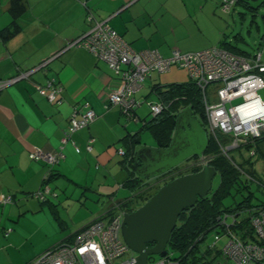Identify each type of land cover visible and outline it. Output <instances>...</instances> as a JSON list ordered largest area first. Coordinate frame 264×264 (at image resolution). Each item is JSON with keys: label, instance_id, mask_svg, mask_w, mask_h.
<instances>
[{"label": "crops", "instance_id": "0c3cea01", "mask_svg": "<svg viewBox=\"0 0 264 264\" xmlns=\"http://www.w3.org/2000/svg\"><path fill=\"white\" fill-rule=\"evenodd\" d=\"M23 2L25 8L19 13L17 11L21 8H18L17 13H13L12 0H0V81L39 68L29 77L0 90V239L3 238L0 241V264H15L14 258L2 257L1 251L15 249L18 237L23 239L16 230L17 223L31 210H47L44 205L38 209L40 204L47 202L45 204L53 213L58 214L61 226L69 227L62 213L67 211L65 213L70 217L75 204L84 203H74L69 197L53 202L59 198L58 194L57 197L52 195L53 192L61 190L60 186L65 188L66 182L82 186L87 192L95 190L89 186L90 183L93 186L92 181H99L96 193L103 187L106 192L111 190L108 196L115 199L116 204L138 190H130L124 183L136 177L132 166L134 154L145 145L130 142L131 137L139 132L131 122L134 119L124 116L119 106L108 105L109 95L122 85L120 76L86 47L69 46L89 32L91 23L87 15L91 12L96 19L108 21L135 50L153 49L170 57L177 49L195 52L180 49L181 37L185 39L196 32L209 34L218 28L214 10L220 8L221 0ZM260 52L263 54V49ZM176 69L167 72L162 80L152 76L146 92H143V86L135 94L138 107L141 96L155 97L152 99L155 103L161 101L155 87L179 83L175 82L179 75ZM51 79L62 87L57 102L49 101L38 90ZM86 104L95 112L96 119L88 127L75 132L72 142L63 144L71 119L81 117ZM138 107L135 111L137 118ZM75 147L80 151L77 152ZM36 149L59 153L63 157L55 165L34 161L30 154ZM114 165H117L115 169ZM52 184H59L51 189L53 197L45 201L36 198L38 203L35 199L30 200V195L33 197L44 186L51 188ZM124 190L128 194L119 197ZM8 196L12 201L4 203L3 199ZM103 213L81 223L82 228ZM80 229L61 237V241L41 252L64 240L72 241Z\"/></svg>", "mask_w": 264, "mask_h": 264}, {"label": "built area", "instance_id": "2783aa9c", "mask_svg": "<svg viewBox=\"0 0 264 264\" xmlns=\"http://www.w3.org/2000/svg\"><path fill=\"white\" fill-rule=\"evenodd\" d=\"M234 3L236 0H224V9L229 10ZM94 18L91 13L88 14L91 29L69 46L86 47L120 76L122 85L109 95L108 105L119 106L124 116L140 121L135 115L138 107L135 94L143 87L148 76L169 72L173 66L178 65L188 70L190 77L206 95L208 132L217 138L222 154L233 161L231 150L249 145L254 148V145L257 147L259 139H264V98L260 93L264 91V63L260 62V54L255 61H248L219 48L198 52L174 50L170 57H164L158 50L153 49L136 51L108 21ZM38 69L0 81V90L29 77ZM209 87L213 88V98L217 100L215 102L209 98ZM38 90L49 101L57 102L62 87L51 79L46 85L39 86ZM150 105L153 117L162 113L167 106L163 101L151 102ZM84 107L81 117L73 116L71 119L69 129L62 140L63 144L72 142L75 132L88 127L96 119L95 112L88 104ZM220 135L226 136L227 140H223ZM76 151H80L78 147ZM121 153L125 154L124 151ZM256 154V149L251 151V156ZM62 157V154L40 149L30 154L32 160L44 161L50 165L57 164ZM207 162L209 159L206 156L199 158L203 167L208 165ZM246 177L255 180L249 174H246ZM51 194V188L44 186L33 197L45 200ZM11 201V196L3 199L4 203ZM243 211L227 212L219 219L222 233H216V241L212 246L217 247L222 238L227 239L225 247L220 250L223 262L219 264H264V207H250L247 210L252 211L249 225L253 228V236L245 228L236 230L245 217ZM125 213L127 211L121 209L109 218V213L97 218L80 229L72 241L58 243L30 264H137L138 255L126 244L122 236ZM171 255L168 251L156 264H181L180 260H173ZM214 259L216 261L217 258Z\"/></svg>", "mask_w": 264, "mask_h": 264}, {"label": "rangeland", "instance_id": "374dc122", "mask_svg": "<svg viewBox=\"0 0 264 264\" xmlns=\"http://www.w3.org/2000/svg\"><path fill=\"white\" fill-rule=\"evenodd\" d=\"M251 5L256 7V9H251L246 7L245 5L238 4L235 6L230 12H224L222 8L215 7L214 10V19L216 20V24L218 25L217 29H214L211 33H204V32H196L193 36H188L184 39L181 37L182 44L180 49L186 51H198L203 50L206 48H210L213 46L218 45L220 39V34H226L228 41H233L235 45H237L240 49L250 53L251 55L257 54L261 49H263V61H264V0H250ZM259 8V9H258ZM239 35L238 40L235 41V36ZM212 41H215L212 43ZM177 68L176 70L179 71V75L177 76V81L179 83H186L189 81V75L186 69L179 68L178 66H173L171 69ZM169 73V72H168ZM167 73L158 74L153 73L148 76L147 80L144 82L143 92H146V88L150 85L151 77L159 78V80L165 79ZM162 77V78H161ZM213 88L209 87L207 93L209 98L212 102L217 101L213 98L212 93ZM142 92V93H143ZM262 97L264 98V91L260 92ZM144 94V93H143ZM155 97L143 98L140 97L139 103L140 106L138 107V117L140 121L137 123L131 121L134 125L137 126L135 128L137 131H141V143L146 146H153L157 147V140L154 137L153 133L148 129H143V120H151L153 117L151 112V102L152 99L154 100ZM143 129V130H142ZM254 148H247L243 146L242 148L233 149L230 151L231 157L233 160L238 164L242 163L246 169L252 167L255 170V175L257 176L262 184L263 187L261 188L264 190V158L258 153L256 156L251 157V151L256 148V145L253 146ZM261 149L264 151V141L261 144ZM194 163V158H191L188 161H185L183 164L180 165L179 170H183L186 166L191 165ZM117 165L113 166V169L116 168ZM155 179L146 180L139 178L141 185H157L161 183V181H157ZM220 182V175L217 174L213 180V189H216ZM93 186L91 183L89 184L92 189L95 190H85L84 187L74 185L71 183L66 182L65 188L61 187V190L58 189L56 193L59 195V198L53 200L54 203H57L59 200L63 201L66 197H69L74 200L75 202L84 203L83 205L76 203L73 207L72 211L70 212V217L64 211L62 214L63 218L67 221L69 227L63 228L58 221L57 213H53V211L49 208V205L40 204L38 209L44 205L47 210H40L34 212L33 210L27 212L21 217V220L17 223V231L21 234L23 239L18 237V240L15 241V249H2L1 254L2 257L7 258H14L15 264H30L33 262L38 256L42 255L45 249L50 247L51 245L56 244L61 237L72 234L76 232L78 229L82 228V224L84 221H88L96 217L102 212L101 216L108 214L109 217L118 213L122 208L116 205L115 199L109 197V193L111 190H107L106 192L105 187H103L102 191L96 193L97 187H99V181H92ZM58 185V186H57ZM52 184L51 189L54 187H59V184ZM110 185V184H109ZM164 185V184H163ZM49 186V185H48ZM259 185H253L250 187V190H244L243 192L232 191L230 195L226 197L224 200L225 207L237 205L244 197L248 196L251 192L255 191L256 194L254 199L252 200L255 203L258 200L264 201V193L261 190H258ZM50 187V186H49ZM254 193V192H253ZM100 194V195H99ZM127 191L124 190L121 192L119 197H124L127 195ZM84 195V196H83ZM25 196V195H23ZM254 196V195H253ZM260 198H259V197ZM19 197H22V193L19 194ZM53 196H49L51 198ZM131 197V196H130ZM26 198V197H25ZM30 200L32 201L35 197H31ZM40 201V200H39ZM59 201V202H60ZM38 203V202H37ZM146 203V200L142 198L137 200L136 197L132 199L130 205L133 208H140L143 204ZM79 206V207H76ZM135 209V210H136ZM61 212H59L60 214ZM69 213V211H68ZM75 221L74 224L72 222ZM215 231L210 233L206 241L202 244L203 249L212 246L216 239H215ZM3 238L0 239L2 241ZM227 243V239L222 238L218 243L217 247L218 250H214L213 255L209 256L211 259L217 256L215 264H219L223 262V254L220 252ZM168 251L174 252V249L169 245ZM1 250V248H0ZM137 255V254H136ZM160 255H151L149 257L148 263L149 264H156L161 260ZM4 264H11V263H4Z\"/></svg>", "mask_w": 264, "mask_h": 264}, {"label": "trees", "instance_id": "16d2710c", "mask_svg": "<svg viewBox=\"0 0 264 264\" xmlns=\"http://www.w3.org/2000/svg\"><path fill=\"white\" fill-rule=\"evenodd\" d=\"M24 2L23 0H12V12L15 13L18 8H21L17 11L18 13L23 10L25 8ZM238 4L245 5L246 7H249L251 9H256V7L251 5L250 0H236V3H234L229 10L224 9V0H221L220 7L224 12H230ZM91 14L93 15V13ZM91 27L92 24L90 26V29ZM238 38L239 35L235 36V41L238 40ZM211 48L226 50L235 55L244 57L248 61H255L260 54V62L264 63L262 61L263 54L260 51L255 55H251L250 53H247L246 51L240 49L233 43V41H228L226 34L223 35L218 45L204 50H208ZM178 67L182 68L180 66ZM188 75L189 81L186 83H174L167 86L159 84L155 87L156 94L161 101L166 103L167 106L158 116L152 117L151 120L145 119L142 127L143 129H148L153 133L158 142L157 147L166 148L170 145L173 133L176 128L177 115L185 109H191L194 113V116H196L208 130L207 115L205 110L206 95L202 88L198 86L197 82L190 77L189 72ZM209 136L210 144L208 149L204 152V156L209 159V162H207L208 165L213 166L216 169L217 174L220 175V182L218 187L212 190L206 198L199 199L195 206L185 210L178 220L177 226L172 233L169 245L174 249V252H171L172 255L170 257L173 260H180L181 264H213L215 259L214 257L211 259V257L209 256L213 255L214 250L218 251V247L209 246L208 248L203 249L202 244L206 241L209 234L213 233V231H215V233H222V228L219 227V219L222 218L227 212H237L240 210H244L243 216L245 217H243V222L238 228H236V230H243L245 228L249 231L251 236H253V228L249 225V217L252 211L248 212L247 210L250 207H264V201L258 200L255 203L252 202L254 197H256L255 191H253L254 193L251 192L248 196L244 197L237 205L225 207L224 200L228 195L231 194L232 191H249L250 187H252L253 185H259L257 186L259 187L258 190H261L264 193V190L261 189L263 187V184L258 178H256L257 176L255 175V170L252 167L246 169V167L243 166L242 163L237 164L235 162L237 165L234 164V160L232 161L231 158L221 153L220 145L216 141L217 138L210 133ZM222 139L227 140V137L222 135ZM263 141L264 139H259L257 141V147L255 149L257 150V154L260 153L264 158V151L261 149V144ZM130 142H132V144L141 143V131L133 135ZM247 148H250V145L247 146ZM199 158L200 157L197 156L194 157L195 163L186 166L183 170H179L180 166H178L177 168L167 173L166 175H168V178L165 179V181H163L162 183L165 184L179 176L200 171L203 166L199 163ZM133 173L136 177L134 179H128L127 182L124 183V185L130 190L134 188H137L138 190L135 191V193L132 194L131 197H127L116 204L120 206L122 210L127 212H132L136 209L130 205V202L132 201V199H134V197H136L137 200L142 198L143 200L147 201L163 185L162 183H158L157 185L150 184L143 186L141 185L140 180L138 181V179L141 177H139L135 173V171H133ZM246 174L253 176L255 180H249L246 177ZM52 195L57 197V193L55 191ZM48 198L49 196L45 200H47ZM215 257L217 258V256Z\"/></svg>", "mask_w": 264, "mask_h": 264}, {"label": "water", "instance_id": "95a60500", "mask_svg": "<svg viewBox=\"0 0 264 264\" xmlns=\"http://www.w3.org/2000/svg\"><path fill=\"white\" fill-rule=\"evenodd\" d=\"M209 144L207 128L191 109H185L177 115L170 145L140 147L134 154L133 170L142 179L159 178L193 157H203ZM216 174L213 166L205 165L198 172L179 176L162 185L140 208L125 213L122 236L138 255L137 264H148L151 255H167L181 214L209 195Z\"/></svg>", "mask_w": 264, "mask_h": 264}, {"label": "flooded vegetation", "instance_id": "af4514ba", "mask_svg": "<svg viewBox=\"0 0 264 264\" xmlns=\"http://www.w3.org/2000/svg\"><path fill=\"white\" fill-rule=\"evenodd\" d=\"M168 178V175H165V176H161V177H159V178H157L156 180L157 181H161V183L163 182V181H165V179H167ZM167 181V180H166ZM163 184V183H162Z\"/></svg>", "mask_w": 264, "mask_h": 264}, {"label": "bare ground", "instance_id": "6f19581e", "mask_svg": "<svg viewBox=\"0 0 264 264\" xmlns=\"http://www.w3.org/2000/svg\"><path fill=\"white\" fill-rule=\"evenodd\" d=\"M194 158V157H193Z\"/></svg>", "mask_w": 264, "mask_h": 264}, {"label": "clouds", "instance_id": "9594fccd", "mask_svg": "<svg viewBox=\"0 0 264 264\" xmlns=\"http://www.w3.org/2000/svg\"><path fill=\"white\" fill-rule=\"evenodd\" d=\"M168 250V249H167Z\"/></svg>", "mask_w": 264, "mask_h": 264}]
</instances>
